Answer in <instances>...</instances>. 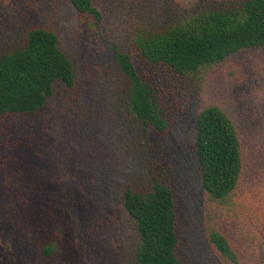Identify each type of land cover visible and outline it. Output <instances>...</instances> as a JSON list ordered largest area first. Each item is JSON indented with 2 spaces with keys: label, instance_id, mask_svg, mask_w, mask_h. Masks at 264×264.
<instances>
[{
  "label": "rangeland",
  "instance_id": "obj_1",
  "mask_svg": "<svg viewBox=\"0 0 264 264\" xmlns=\"http://www.w3.org/2000/svg\"><path fill=\"white\" fill-rule=\"evenodd\" d=\"M244 0H92L100 22L70 0H0V56L23 46L28 29L53 31L73 65L33 114L0 117V264H128L137 235L123 208L126 189L169 187L181 264H231L207 240L217 230L236 264H264V45L180 74L142 61L140 30L173 25ZM115 50L128 52L169 121L158 131L129 111ZM216 105L240 143L233 191H204L196 115Z\"/></svg>",
  "mask_w": 264,
  "mask_h": 264
},
{
  "label": "trees",
  "instance_id": "obj_2",
  "mask_svg": "<svg viewBox=\"0 0 264 264\" xmlns=\"http://www.w3.org/2000/svg\"><path fill=\"white\" fill-rule=\"evenodd\" d=\"M72 7L100 22L92 0H70ZM264 45V0H244L230 9L202 11L173 25L140 30L135 47L147 64L165 66L180 74L219 62L243 48ZM115 60L127 79V105L144 126L158 131L169 121L159 107L153 87L134 66L128 52L115 50ZM71 60L58 48L56 34L43 26L27 30L22 47L0 56V117L33 114L60 82L71 87ZM196 154L201 184L211 199L224 200L236 187L240 171V143L229 117L216 105L196 115ZM123 208L134 223L137 243L128 264H181L177 256V214L173 191L153 180L146 190L126 189ZM207 240L219 255L236 264L228 240L217 230Z\"/></svg>",
  "mask_w": 264,
  "mask_h": 264
}]
</instances>
